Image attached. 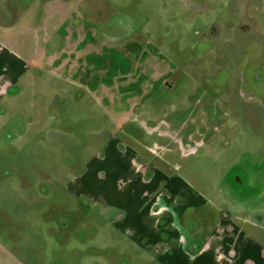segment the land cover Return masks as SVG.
Masks as SVG:
<instances>
[{"label": "rangeland", "instance_id": "obj_1", "mask_svg": "<svg viewBox=\"0 0 264 264\" xmlns=\"http://www.w3.org/2000/svg\"><path fill=\"white\" fill-rule=\"evenodd\" d=\"M18 1L0 0V24L24 15L25 7L13 5ZM45 1L21 4L46 12ZM5 5H13L14 15ZM77 7L88 13L74 20L89 24L95 35L90 42L96 53L84 71L95 74L96 85L108 82L110 59L158 61L159 71L169 68L166 87L177 82L171 94L156 93L159 111L178 101L192 82V90L198 88L225 112L221 132L186 165L201 166L215 186L230 188L233 196L247 197L264 185V0H80ZM32 11L26 22L37 27ZM48 17L45 30L55 26ZM56 39L48 50L32 39L27 75L0 98V242L23 264H162L127 226L110 220L111 212L92 207L66 186L92 150L111 138L115 118L107 102L58 78L54 66L47 68L43 59L48 51L52 58L46 61L54 63ZM122 72L117 67L111 75ZM187 113L177 112L176 121L190 125L196 113ZM173 114L161 117L170 122ZM158 143L173 146L165 139ZM152 162L164 164L160 158Z\"/></svg>", "mask_w": 264, "mask_h": 264}, {"label": "crops", "instance_id": "obj_2", "mask_svg": "<svg viewBox=\"0 0 264 264\" xmlns=\"http://www.w3.org/2000/svg\"><path fill=\"white\" fill-rule=\"evenodd\" d=\"M78 1L47 0L42 4L46 12H33L32 5L21 0L13 4L26 11L9 25L0 24V98L27 75L32 39L40 40L39 46L46 45L48 50L56 36L54 63L46 61L52 58L48 51L43 59L47 68L54 66L58 78L107 102L115 118L111 138L92 150L85 168L66 184L75 197L83 194L92 207L99 205L111 212L110 220L127 226L135 242L162 264H264V185L247 197L233 196L230 188L215 186V179H209L201 166L186 165L221 132L222 106L198 88L192 90V82H187L191 89L180 92L178 101L165 104L161 109L165 112L159 111L156 93L171 94L177 82L173 88L166 87L169 68L159 71L161 63L154 59H110L106 62L108 82L96 85L95 74L84 71L96 53L90 42L95 35L89 24L74 20L88 13L78 10ZM13 5H5L9 15L15 13ZM31 11L38 14L37 27L33 20L26 22ZM48 15L55 26L45 30ZM117 67L123 72L112 77ZM181 110L196 113V119L190 116V125L177 122L176 113ZM170 112L174 113L170 122L161 117ZM163 139L173 146L163 147L158 143ZM155 158L164 164L153 163ZM241 181L237 176L235 182ZM14 252L1 241L0 264H23Z\"/></svg>", "mask_w": 264, "mask_h": 264}]
</instances>
